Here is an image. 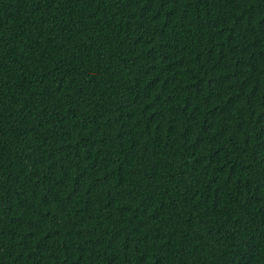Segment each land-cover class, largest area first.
<instances>
[{"label": "trees", "instance_id": "16d2710c", "mask_svg": "<svg viewBox=\"0 0 264 264\" xmlns=\"http://www.w3.org/2000/svg\"><path fill=\"white\" fill-rule=\"evenodd\" d=\"M0 264H264V0H0Z\"/></svg>", "mask_w": 264, "mask_h": 264}]
</instances>
